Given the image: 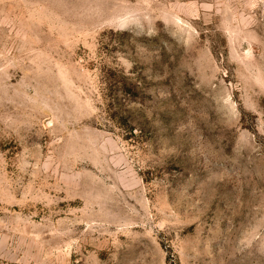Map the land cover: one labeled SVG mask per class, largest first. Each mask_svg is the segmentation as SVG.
Segmentation results:
<instances>
[{"label": "rangeland", "instance_id": "obj_1", "mask_svg": "<svg viewBox=\"0 0 264 264\" xmlns=\"http://www.w3.org/2000/svg\"><path fill=\"white\" fill-rule=\"evenodd\" d=\"M0 264H264V0H0Z\"/></svg>", "mask_w": 264, "mask_h": 264}]
</instances>
